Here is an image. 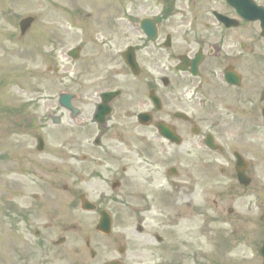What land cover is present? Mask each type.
<instances>
[{
  "label": "flooded vegetation",
  "instance_id": "obj_1",
  "mask_svg": "<svg viewBox=\"0 0 264 264\" xmlns=\"http://www.w3.org/2000/svg\"><path fill=\"white\" fill-rule=\"evenodd\" d=\"M105 28L81 72L83 125L75 128L71 121L67 148L90 155L85 184L108 186L111 196L99 207L108 210L112 231L97 234L102 244L93 247L84 222L59 225L64 241L55 259L215 264L206 245L184 252L183 245L165 242V232L159 236L165 230V182L174 195L200 202L195 215L203 237L209 239L211 226L221 220L229 224L225 250L257 249L264 231V0H165V26L157 23L154 38L124 29L135 35L127 36L134 42L124 48L115 40L123 36L120 26ZM113 31L114 38L107 33ZM104 93L114 95L104 102ZM237 155L247 186L238 183ZM122 188L132 195L119 196ZM129 198L139 204L126 211ZM224 202L231 208L219 210ZM153 204L161 206L156 218L148 215ZM148 221L156 222L155 233ZM222 233L216 230L214 237ZM230 264H250L249 257Z\"/></svg>",
  "mask_w": 264,
  "mask_h": 264
},
{
  "label": "rangeland",
  "instance_id": "obj_2",
  "mask_svg": "<svg viewBox=\"0 0 264 264\" xmlns=\"http://www.w3.org/2000/svg\"><path fill=\"white\" fill-rule=\"evenodd\" d=\"M163 12L165 2L162 0H0V264H57L51 245L60 235L57 222L74 225L82 219L92 226L94 218H80L77 210L73 215L69 212L73 196L62 192L64 184L73 182L70 177L73 168L75 176L72 178L79 180L80 174L87 176L83 171L84 163L67 162L64 148L67 116L58 105L59 95L78 89L85 93L80 85L81 72L87 67L92 42H100L105 26H120L123 36L116 35L115 40L124 48L134 42L127 36L135 38L134 33H124V29H131L130 25L136 26L142 19L154 18ZM29 16H33L35 22L26 36L21 37L19 22ZM172 21L177 22L176 16ZM162 24L165 26V19ZM133 30L131 32H135ZM107 33L114 38V31ZM77 46H81L83 52L78 62L67 56L68 51ZM55 68L58 73L53 72ZM47 112L63 116V123L54 126ZM39 137L45 143L42 152L37 151ZM84 151L80 149L81 153ZM55 168L61 172L56 177L52 175ZM102 171L110 173L107 169ZM34 172L45 175V181L52 182V186L36 189L32 182L41 181L33 178ZM92 182L80 187L90 190L93 200L101 193L110 192L106 184ZM168 183L165 182V187ZM122 189L119 196L132 195L129 188ZM24 192L28 197L34 192L45 198L36 204L39 211L25 221V211L35 202L25 198ZM174 193L170 188L169 194ZM175 196L174 200L165 199V238L184 244V252L196 249L199 244L206 245L215 264L236 263L245 254L250 264H257L258 255L252 246L246 250L231 249L230 245L227 250H221L220 244L225 246L227 241L223 236L215 238L214 235L216 230L227 234L228 222L218 220L211 226L210 238H200V220L195 215L200 202L180 198L179 194ZM129 201L131 204H127L126 211L138 207L136 199L129 198ZM188 203L191 207H187ZM230 204L224 202L219 210L225 211ZM160 210L159 204H153L152 213L148 215L156 218ZM49 223L57 224L58 229L45 230L44 225ZM148 225L155 233L156 222L148 221ZM163 230H159L160 234ZM36 231L42 234L37 237ZM92 240L93 247L102 244L101 237L94 235Z\"/></svg>",
  "mask_w": 264,
  "mask_h": 264
},
{
  "label": "water",
  "instance_id": "obj_3",
  "mask_svg": "<svg viewBox=\"0 0 264 264\" xmlns=\"http://www.w3.org/2000/svg\"><path fill=\"white\" fill-rule=\"evenodd\" d=\"M34 22V18L28 17L20 22V28H21V33L24 35L26 31L30 28L32 23ZM61 102L67 107L70 108V97L67 95H62ZM263 259H264V246L260 251Z\"/></svg>",
  "mask_w": 264,
  "mask_h": 264
}]
</instances>
